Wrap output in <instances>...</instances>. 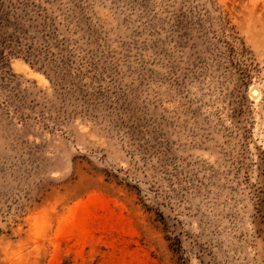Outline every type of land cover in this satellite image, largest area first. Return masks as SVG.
<instances>
[{
    "label": "rangeland",
    "instance_id": "374dc122",
    "mask_svg": "<svg viewBox=\"0 0 264 264\" xmlns=\"http://www.w3.org/2000/svg\"><path fill=\"white\" fill-rule=\"evenodd\" d=\"M0 45V264H264V0H0Z\"/></svg>",
    "mask_w": 264,
    "mask_h": 264
},
{
    "label": "trees",
    "instance_id": "16d2710c",
    "mask_svg": "<svg viewBox=\"0 0 264 264\" xmlns=\"http://www.w3.org/2000/svg\"><path fill=\"white\" fill-rule=\"evenodd\" d=\"M4 53H5V49L1 50V45H0V59H2V61H3L4 57H5Z\"/></svg>",
    "mask_w": 264,
    "mask_h": 264
},
{
    "label": "bare ground",
    "instance_id": "6f19581e",
    "mask_svg": "<svg viewBox=\"0 0 264 264\" xmlns=\"http://www.w3.org/2000/svg\"><path fill=\"white\" fill-rule=\"evenodd\" d=\"M252 94H253V96L257 97V95H259V91L258 90H255Z\"/></svg>",
    "mask_w": 264,
    "mask_h": 264
}]
</instances>
